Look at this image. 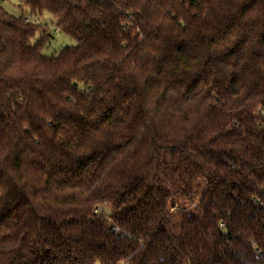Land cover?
<instances>
[{"label": "trees", "instance_id": "trees-1", "mask_svg": "<svg viewBox=\"0 0 264 264\" xmlns=\"http://www.w3.org/2000/svg\"><path fill=\"white\" fill-rule=\"evenodd\" d=\"M18 1L0 264H264V0Z\"/></svg>", "mask_w": 264, "mask_h": 264}, {"label": "rangeland", "instance_id": "rangeland-1", "mask_svg": "<svg viewBox=\"0 0 264 264\" xmlns=\"http://www.w3.org/2000/svg\"><path fill=\"white\" fill-rule=\"evenodd\" d=\"M1 5L10 14L19 15L21 12L18 7V0H1ZM31 20L36 24H40L47 30L48 42L42 50L43 55L50 56L61 48L73 47L76 45L74 39L55 29L54 19L48 12H44L41 16L31 17ZM37 37L38 35H36V38Z\"/></svg>", "mask_w": 264, "mask_h": 264}, {"label": "built area", "instance_id": "built-area-1", "mask_svg": "<svg viewBox=\"0 0 264 264\" xmlns=\"http://www.w3.org/2000/svg\"><path fill=\"white\" fill-rule=\"evenodd\" d=\"M1 1V0H0Z\"/></svg>", "mask_w": 264, "mask_h": 264}]
</instances>
